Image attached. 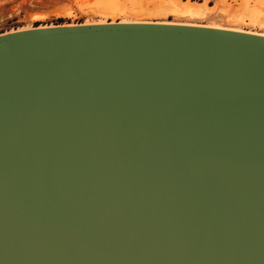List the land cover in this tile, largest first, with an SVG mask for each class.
I'll return each instance as SVG.
<instances>
[{"label": "water", "instance_id": "1", "mask_svg": "<svg viewBox=\"0 0 264 264\" xmlns=\"http://www.w3.org/2000/svg\"><path fill=\"white\" fill-rule=\"evenodd\" d=\"M0 264H264V37L0 33Z\"/></svg>", "mask_w": 264, "mask_h": 264}, {"label": "rangeland", "instance_id": "2", "mask_svg": "<svg viewBox=\"0 0 264 264\" xmlns=\"http://www.w3.org/2000/svg\"><path fill=\"white\" fill-rule=\"evenodd\" d=\"M259 1L264 3V0H0V33L55 25L143 20L212 24L264 34V4L257 5ZM171 2L192 4L201 13L195 16L176 14L167 6ZM100 8L113 10L109 13ZM122 8L124 11H118ZM141 12L147 17L145 14L142 17Z\"/></svg>", "mask_w": 264, "mask_h": 264}, {"label": "bare ground", "instance_id": "3", "mask_svg": "<svg viewBox=\"0 0 264 264\" xmlns=\"http://www.w3.org/2000/svg\"><path fill=\"white\" fill-rule=\"evenodd\" d=\"M104 1V0H102ZM106 1V0H105ZM160 1V0H159ZM111 2V0H110ZM153 2V1H151ZM176 2V1H175ZM114 2L111 3V5L113 4ZM135 3V2H134ZM172 3V2H171ZM140 4V3H139ZM263 2L259 1L257 5L259 6H263ZM117 5V4H116ZM115 6V4H114ZM138 6V5H137ZM141 6V4H140ZM168 8L171 7L172 8V12L176 13V14H179V15H187V16H195L197 14H200V10L196 9V7H194V5L192 4H188V3H184L182 5H180L179 3H172L170 5H167ZM256 6V5H255ZM102 8V7H101ZM100 8V9H101ZM158 8V7H157ZM170 8V10H171ZM259 8V7H258ZM105 9V8H104ZM104 9H101L102 11ZM107 9V8H106ZM104 10L106 12H109L110 11V8H108V10ZM115 9V7H114ZM123 9V8H122ZM118 9V11H124V9ZM147 9V8H146ZM163 9V8H162ZM100 10V11H101ZM112 8H111V11L112 12ZM117 10V9H116ZM115 10V11H116ZM249 10V9H248ZM260 10V9H259ZM114 11V14L116 13ZM132 12V10H130ZM137 11V10H136ZM136 11H133L136 13ZM144 12V10H142ZM156 11V10H155ZM163 11V10H161ZM256 11V10H255ZM105 12V13H106ZM109 12V13H110ZM143 12H141L140 14L143 15L142 17H144V14H142ZM152 12V11H151ZM159 12V10H158ZM104 13V14H105ZM162 13V12H161ZM164 13V12H163ZM257 13V12H256ZM108 14V13H107ZM120 14H123L122 12ZM153 14V12H152ZM156 14H157V11H156ZM146 17H147V14H145ZM162 15H165V14H162ZM261 15V14H260ZM136 16H137V13H136ZM151 16V15H149ZM156 16H159L156 15ZM141 16H139V18H142ZM137 18V17H136ZM264 19V18H263ZM120 24H156V25H169V26H185V27H197V28H207V29H215V30H223V31H228V32H235V33H241V34H249V35H254V36H259V37H264V34L263 33H257V32H248V31H243L241 29H237V28H225V27H221V26H218V25H212V24H202V25H198V24H190V23H176V22H166V21H163V22H150V21H138V20H135V21H122V22H119ZM103 24H106L105 22H97V23H86V24H83L85 26L87 25H103ZM112 24V22H111ZM66 26V25H65ZM67 26H73V25H67ZM47 27V26H45ZM51 27V26H50ZM39 28H43V27H39ZM28 30V29H26ZM19 31H22V30H19Z\"/></svg>", "mask_w": 264, "mask_h": 264}]
</instances>
